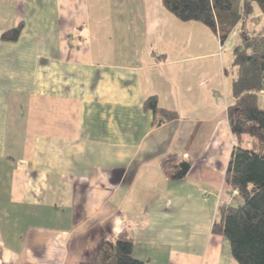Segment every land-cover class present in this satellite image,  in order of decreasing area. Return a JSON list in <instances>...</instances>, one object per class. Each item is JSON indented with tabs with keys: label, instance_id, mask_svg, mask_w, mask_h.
I'll use <instances>...</instances> for the list:
<instances>
[{
	"label": "crops",
	"instance_id": "obj_1",
	"mask_svg": "<svg viewBox=\"0 0 264 264\" xmlns=\"http://www.w3.org/2000/svg\"><path fill=\"white\" fill-rule=\"evenodd\" d=\"M240 29L221 44L161 0H0V264H91L103 239L143 264H237L211 229L241 204L224 182ZM150 97L177 118L154 126Z\"/></svg>",
	"mask_w": 264,
	"mask_h": 264
},
{
	"label": "trees",
	"instance_id": "obj_2",
	"mask_svg": "<svg viewBox=\"0 0 264 264\" xmlns=\"http://www.w3.org/2000/svg\"><path fill=\"white\" fill-rule=\"evenodd\" d=\"M163 8L181 22L204 25L223 44L229 34L240 27L241 41L232 53L233 103L226 110L227 122L234 140L224 182L237 192L241 204H222L211 232L229 242L237 264H264V29L250 35L245 20L260 12L264 17V0H161ZM22 24L2 34L13 42ZM144 109L153 114V125L175 120L177 115L157 107L155 97L144 101ZM190 169L189 162L168 165L171 180H182ZM88 264V263H81ZM91 264H143L132 256L127 239H103Z\"/></svg>",
	"mask_w": 264,
	"mask_h": 264
},
{
	"label": "rangeland",
	"instance_id": "obj_3",
	"mask_svg": "<svg viewBox=\"0 0 264 264\" xmlns=\"http://www.w3.org/2000/svg\"><path fill=\"white\" fill-rule=\"evenodd\" d=\"M256 13H257V12H256ZM256 13H255L253 16H251V17H249V18H247V19L245 20L246 27L249 28V26L251 25V21H252V19L255 17ZM259 105H260L261 107L264 106V96H261V97H260ZM235 193H237V192H235ZM233 205H234V204H233Z\"/></svg>",
	"mask_w": 264,
	"mask_h": 264
}]
</instances>
